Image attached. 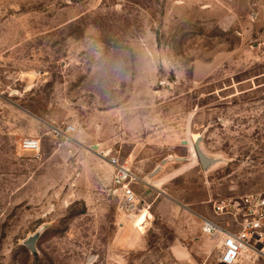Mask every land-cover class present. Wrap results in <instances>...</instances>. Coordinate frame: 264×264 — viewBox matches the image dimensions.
Instances as JSON below:
<instances>
[{
    "label": "rangeland",
    "instance_id": "374dc122",
    "mask_svg": "<svg viewBox=\"0 0 264 264\" xmlns=\"http://www.w3.org/2000/svg\"><path fill=\"white\" fill-rule=\"evenodd\" d=\"M200 136L222 160L208 171ZM102 150L140 178L144 227L123 218ZM256 192L264 0H0V264H219L196 217Z\"/></svg>",
    "mask_w": 264,
    "mask_h": 264
},
{
    "label": "built area",
    "instance_id": "2783aa9c",
    "mask_svg": "<svg viewBox=\"0 0 264 264\" xmlns=\"http://www.w3.org/2000/svg\"><path fill=\"white\" fill-rule=\"evenodd\" d=\"M71 127L54 129L56 137H66ZM25 152L39 154L38 140L25 139L21 143ZM98 156L113 168L112 187L122 198L121 211L127 220L140 213V199L135 185L140 178L127 162L120 161L110 152L99 151ZM211 211L216 220L198 215L201 232L215 244L219 264L254 263L264 257V192L227 197L213 202Z\"/></svg>",
    "mask_w": 264,
    "mask_h": 264
},
{
    "label": "crops",
    "instance_id": "0c3cea01",
    "mask_svg": "<svg viewBox=\"0 0 264 264\" xmlns=\"http://www.w3.org/2000/svg\"><path fill=\"white\" fill-rule=\"evenodd\" d=\"M108 165V164H107ZM131 167V166H130ZM108 168H109V175H110V182H111V184H112V180H113V168L111 167V166H109L108 165ZM132 168V167H131ZM133 170V169H132ZM136 174V173H135ZM149 178V177H148ZM142 183L144 184V185H146L147 187H151V189H152V186H150V184L152 183L151 181H150V179H146V182L145 181H142ZM161 186V185H160ZM159 186V187H160ZM160 190H156L155 189V191H156V193H154L155 194V199H154V203H157V211H162V209H163V207H166L167 205H169V202L170 203H172V200L167 196V195H165V193H163L164 191L163 190H161V188H159ZM151 195V194H150ZM149 195V196H150ZM139 210H140V213H138V214H134L133 216H132V220H127L126 218H125V216H123V218L125 219V220H127L128 222H131L132 224H134L135 225V223H134V220H133V218H136V217H138V216H140L143 212H148V218H147V220H146V224L149 222V220L148 219H150L151 218V214H150V212L148 211V209H143V210H141L140 209V207H139ZM120 212H122L121 211V209H120ZM203 216V215H202ZM207 217V216H206ZM215 217V216H214ZM208 218H211V217H208ZM196 219H197V221H198V223H199V228H200V233H201V235L205 238V242H206V246L207 247H210L211 245H212V247H215V244H214V242L212 241V240H210L207 236H205V235H203L202 234V232H201V220L198 218V217H196ZM212 219V218H211ZM172 250V255H173V257L175 258V260H176V262L177 263H180L181 261H185L186 259H187V257H188V252L187 251H183V249H181V248H179L178 246H174V247H172L171 248ZM244 264H255V262L254 263H244Z\"/></svg>",
    "mask_w": 264,
    "mask_h": 264
},
{
    "label": "water",
    "instance_id": "95a60500",
    "mask_svg": "<svg viewBox=\"0 0 264 264\" xmlns=\"http://www.w3.org/2000/svg\"><path fill=\"white\" fill-rule=\"evenodd\" d=\"M201 140H202L201 136L199 138H196L194 150H195V154H196L199 165L202 167L203 170L208 171L211 168H213L216 164L221 163L222 160L207 156L202 150V148L200 147ZM95 148H97V146H95ZM167 160L168 159L163 160L161 164H164ZM159 170H160L159 167L156 168L154 174L157 173ZM130 220H132V217L130 218ZM39 236H40V232H37L33 236L29 237L25 242V245L29 248V250L32 253L36 252V243L38 241Z\"/></svg>",
    "mask_w": 264,
    "mask_h": 264
},
{
    "label": "bare ground",
    "instance_id": "6f19581e",
    "mask_svg": "<svg viewBox=\"0 0 264 264\" xmlns=\"http://www.w3.org/2000/svg\"><path fill=\"white\" fill-rule=\"evenodd\" d=\"M147 218H148V212L145 211L144 213H142V215L140 217H138L137 219H135L136 225L139 226V227H142V226L144 227V225L146 224L145 222H146ZM143 229L144 228H142V230Z\"/></svg>",
    "mask_w": 264,
    "mask_h": 264
}]
</instances>
